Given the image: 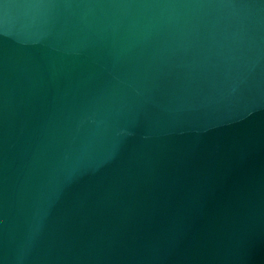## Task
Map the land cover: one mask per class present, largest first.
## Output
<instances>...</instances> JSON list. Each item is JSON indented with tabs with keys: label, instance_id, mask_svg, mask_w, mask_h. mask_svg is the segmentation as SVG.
<instances>
[{
	"label": "water",
	"instance_id": "1",
	"mask_svg": "<svg viewBox=\"0 0 264 264\" xmlns=\"http://www.w3.org/2000/svg\"><path fill=\"white\" fill-rule=\"evenodd\" d=\"M0 264H264V0H0Z\"/></svg>",
	"mask_w": 264,
	"mask_h": 264
}]
</instances>
